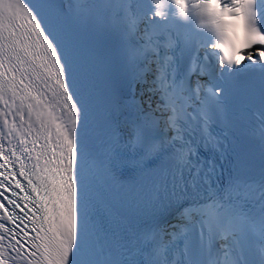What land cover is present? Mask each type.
<instances>
[{"label": "snow or ice", "instance_id": "6c2138e0", "mask_svg": "<svg viewBox=\"0 0 264 264\" xmlns=\"http://www.w3.org/2000/svg\"><path fill=\"white\" fill-rule=\"evenodd\" d=\"M0 264H264V0H0Z\"/></svg>", "mask_w": 264, "mask_h": 264}]
</instances>
